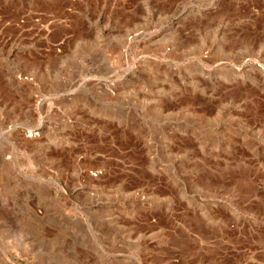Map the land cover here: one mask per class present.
I'll return each instance as SVG.
<instances>
[{
  "label": "rangeland",
  "instance_id": "374dc122",
  "mask_svg": "<svg viewBox=\"0 0 264 264\" xmlns=\"http://www.w3.org/2000/svg\"><path fill=\"white\" fill-rule=\"evenodd\" d=\"M0 264H264V0H0Z\"/></svg>",
  "mask_w": 264,
  "mask_h": 264
}]
</instances>
